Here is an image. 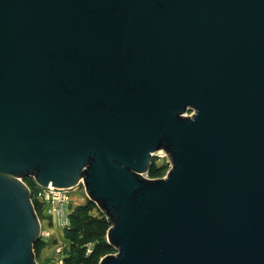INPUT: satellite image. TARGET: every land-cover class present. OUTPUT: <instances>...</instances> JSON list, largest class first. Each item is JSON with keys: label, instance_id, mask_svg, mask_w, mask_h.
<instances>
[{"label": "water", "instance_id": "1", "mask_svg": "<svg viewBox=\"0 0 264 264\" xmlns=\"http://www.w3.org/2000/svg\"><path fill=\"white\" fill-rule=\"evenodd\" d=\"M27 177L83 182L99 264H264V0H0V264H38Z\"/></svg>", "mask_w": 264, "mask_h": 264}, {"label": "trees", "instance_id": "2", "mask_svg": "<svg viewBox=\"0 0 264 264\" xmlns=\"http://www.w3.org/2000/svg\"><path fill=\"white\" fill-rule=\"evenodd\" d=\"M149 175L151 178L160 176V169L154 163ZM36 209L38 210V207ZM95 209L99 211L100 216L92 214ZM110 227L108 218L94 202L90 201L84 206L77 207L70 214V226L65 231L71 247L64 264H99L101 258L114 254V246L107 241ZM44 248L45 243L42 240L36 242L34 245L36 255L38 256Z\"/></svg>", "mask_w": 264, "mask_h": 264}, {"label": "rangeland", "instance_id": "3", "mask_svg": "<svg viewBox=\"0 0 264 264\" xmlns=\"http://www.w3.org/2000/svg\"><path fill=\"white\" fill-rule=\"evenodd\" d=\"M192 113V110L188 111V115H191ZM153 163L160 169L159 178L166 176L172 166L171 161H169L167 157L159 158L158 155L154 156ZM145 176L151 178L149 173ZM26 181L34 191L37 189L38 184H36L32 177H28ZM71 192L72 198L74 200V210L77 207L84 206L91 201L85 191V186L82 184L74 187ZM92 214L97 217L100 216V213L97 209H95ZM41 217L44 220V229L48 235H43L42 238L40 237L45 243V248L37 256L38 264H58L60 259L57 256V249H62V254L64 257H67V254L70 251L71 244L65 235V231L67 228H69V225H66V227L57 225L52 216H45L41 214ZM114 252L116 253L117 249H115Z\"/></svg>", "mask_w": 264, "mask_h": 264}, {"label": "built area", "instance_id": "4", "mask_svg": "<svg viewBox=\"0 0 264 264\" xmlns=\"http://www.w3.org/2000/svg\"><path fill=\"white\" fill-rule=\"evenodd\" d=\"M156 155H158L159 158L167 157L169 159L168 154L164 150H159L154 154V156ZM26 180V178L22 179V181L30 189L31 199L35 205V208L38 207V210L36 209V211L42 226L41 238L43 235H48V233L45 232L44 220L42 219L41 214L45 216H52L55 223L59 226H70V214L74 210V200L72 198L71 192L73 188H58L52 185L48 187H41L38 185L37 189L34 191ZM80 184L83 185V182ZM57 256L60 259L58 264H64V259L66 257L63 256L61 248L57 249Z\"/></svg>", "mask_w": 264, "mask_h": 264}]
</instances>
